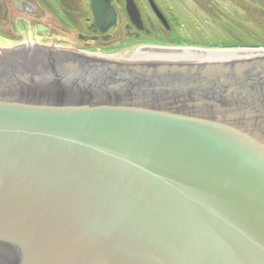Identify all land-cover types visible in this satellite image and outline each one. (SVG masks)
<instances>
[{
  "label": "water",
  "instance_id": "1",
  "mask_svg": "<svg viewBox=\"0 0 264 264\" xmlns=\"http://www.w3.org/2000/svg\"><path fill=\"white\" fill-rule=\"evenodd\" d=\"M249 49L0 48V264H264Z\"/></svg>",
  "mask_w": 264,
  "mask_h": 264
},
{
  "label": "flooded vegetation",
  "instance_id": "2",
  "mask_svg": "<svg viewBox=\"0 0 264 264\" xmlns=\"http://www.w3.org/2000/svg\"><path fill=\"white\" fill-rule=\"evenodd\" d=\"M128 7L136 8L140 21L130 18ZM75 13L86 14L78 30L68 28ZM48 14L59 31H76L80 45L74 41L57 48L65 40L49 33ZM263 25L264 0H0V32L11 43L7 48L53 44L62 52L109 56L113 49L136 44H263Z\"/></svg>",
  "mask_w": 264,
  "mask_h": 264
},
{
  "label": "rangeland",
  "instance_id": "3",
  "mask_svg": "<svg viewBox=\"0 0 264 264\" xmlns=\"http://www.w3.org/2000/svg\"><path fill=\"white\" fill-rule=\"evenodd\" d=\"M72 15H73V19L70 21V23L68 25V28L70 27L72 29L75 28V29L78 30L79 27L82 25V21L85 18L86 14H83V13H75V15L74 14H72ZM44 19H45V23L50 26L49 33L50 34L54 33L53 35H55L56 38L64 39L65 40L64 43L62 42V44H60V45H58V44L55 45L54 44L57 48H59V47L60 48H67L68 46H74V44H73L74 41H77L76 43H78V44L80 43L76 39V36L74 35V32H76V31H71V30H64V31H62V29H61V31H59L60 30V27L57 26V23H56L55 19H53L52 16H50L49 14L48 15H45V18ZM263 27H264V25H263ZM2 32H0V47L2 48V46H3V48H7L6 46H9L11 43L7 39L8 37H7L6 33L4 31H2ZM262 40L264 41V38ZM13 46H15V44L12 45V47ZM47 46H53V44L47 45ZM141 46L142 45H140V44H136L134 47H128L127 46V47L117 48V49H113L108 54H114V53H118V52H122V51L136 49V48H139ZM156 46H162V45H156ZM187 46L204 47V46H199V45H187ZM212 46H214V45H212ZM251 47L252 48H256V49L264 48V46H255V44L254 45L251 44ZM251 47L250 46L248 47V45L245 44V45H241V46H239V45H229L228 47L221 46V47H214V48H221V49H240V48L242 49V48H245V49H249Z\"/></svg>",
  "mask_w": 264,
  "mask_h": 264
},
{
  "label": "bare ground",
  "instance_id": "4",
  "mask_svg": "<svg viewBox=\"0 0 264 264\" xmlns=\"http://www.w3.org/2000/svg\"><path fill=\"white\" fill-rule=\"evenodd\" d=\"M146 47H154V46H144V47H140V48H146ZM232 50H243V51H251V52H252V51H258V50H255V49H245V48H242V49H241V48H240V49H232ZM4 71H5V69H2V70H1V72H4ZM2 76H3V75H2ZM2 76H1V77H2Z\"/></svg>",
  "mask_w": 264,
  "mask_h": 264
},
{
  "label": "trees",
  "instance_id": "5",
  "mask_svg": "<svg viewBox=\"0 0 264 264\" xmlns=\"http://www.w3.org/2000/svg\"><path fill=\"white\" fill-rule=\"evenodd\" d=\"M221 46L228 47L229 45L228 46L227 45H218V46L207 45L206 47H221ZM239 46H241V45H239ZM249 46L251 47V45H248V47ZM255 46H264V44H255Z\"/></svg>",
  "mask_w": 264,
  "mask_h": 264
}]
</instances>
